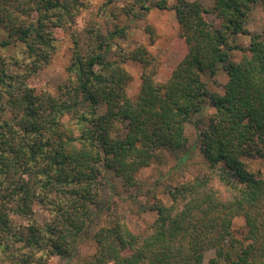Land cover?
<instances>
[{"label": "trees", "instance_id": "1", "mask_svg": "<svg viewBox=\"0 0 264 264\" xmlns=\"http://www.w3.org/2000/svg\"><path fill=\"white\" fill-rule=\"evenodd\" d=\"M89 1L0 0V264L72 259L102 213L105 173L132 194L160 153L182 154L185 163L194 147L207 172L169 187L168 204L154 198L156 219L145 233L117 219L101 227L85 264H264V175L247 165L264 158V34L246 28L264 0H212L209 8L188 0L112 8L109 1L100 23L80 31ZM153 7L174 11L181 29L184 55L165 83L156 81L147 48L127 51L119 43L128 37L122 17L142 20ZM239 35L250 44L238 62L231 40ZM68 36L74 47L66 83L56 95L33 87ZM129 62L142 66L134 99ZM221 71L228 82L212 92L204 78ZM206 105L215 113L195 145L187 125ZM238 218L246 225L242 238ZM209 252L215 256L206 262Z\"/></svg>", "mask_w": 264, "mask_h": 264}, {"label": "rangeland", "instance_id": "2", "mask_svg": "<svg viewBox=\"0 0 264 264\" xmlns=\"http://www.w3.org/2000/svg\"><path fill=\"white\" fill-rule=\"evenodd\" d=\"M109 1H112L111 7L115 8L125 1L132 2L133 0H90L87 9L84 10L78 20L77 27L79 30H84V28L96 21L100 23L101 19L97 15L99 9L104 3ZM157 1L161 0H152V4ZM166 1H168L169 6H173L176 3V0ZM188 1H199L207 8L212 6V0ZM122 21L128 26V37L119 41L120 45L125 47L127 51H132L139 47L147 48L157 61L156 81L160 83L167 82L184 55L181 44V29L175 12L172 10H159L153 7L151 12L142 20H128L123 16ZM246 28L250 34H264V11L260 4H257L250 13ZM4 37L3 32L0 30V38ZM231 44L239 47L238 50L232 53L233 60L239 62L242 58L239 50L249 46L250 36L239 35L233 37ZM73 47L74 44L71 37H66L58 45L57 55L53 62L30 81L31 85L37 89H46L56 95L59 86L67 81V67L71 62ZM20 48L11 49L6 53L13 54ZM126 69L132 76L128 94L134 99L141 88L142 66L139 63L129 62ZM204 79L212 92H222L224 84L228 82V76L224 71H221L215 78L206 76ZM214 113L215 110L211 106L206 105L204 110L194 118V123L187 125V135L195 145L198 141L199 128L205 127ZM196 148L194 147V152L190 154L189 159L185 163L182 161V154L160 153L158 159L139 174L138 180L141 183V190L134 191L132 194L126 191L121 179L112 173H105L106 179H108V189L107 194L103 196L104 206L101 210L102 213L94 217V223L89 227L88 233L80 243L78 254L70 260L60 261L57 258L55 261L58 264H85L96 252L95 233L101 227L110 225L116 219L127 223L134 233H145L156 219V213L149 211L154 198L168 204L171 202L167 193L169 187L177 186L184 180L193 179L207 172L204 157L200 150ZM247 165L255 174L264 175V158L247 160ZM38 217L43 220L40 215ZM234 230L239 238L244 236L246 232L244 219L238 218L234 221ZM214 256V252L207 253L206 262Z\"/></svg>", "mask_w": 264, "mask_h": 264}]
</instances>
